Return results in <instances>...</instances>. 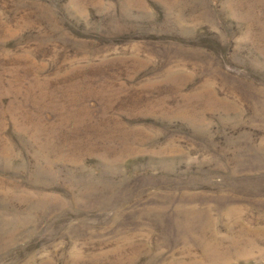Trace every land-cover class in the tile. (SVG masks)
Segmentation results:
<instances>
[{
	"label": "rangeland",
	"instance_id": "1",
	"mask_svg": "<svg viewBox=\"0 0 264 264\" xmlns=\"http://www.w3.org/2000/svg\"><path fill=\"white\" fill-rule=\"evenodd\" d=\"M0 264H264V0H0Z\"/></svg>",
	"mask_w": 264,
	"mask_h": 264
}]
</instances>
